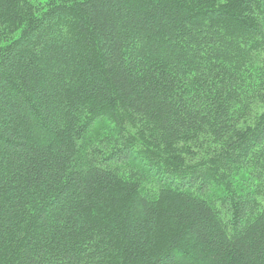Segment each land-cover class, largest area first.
<instances>
[{
    "label": "trees",
    "instance_id": "obj_1",
    "mask_svg": "<svg viewBox=\"0 0 264 264\" xmlns=\"http://www.w3.org/2000/svg\"><path fill=\"white\" fill-rule=\"evenodd\" d=\"M256 1L0 0V264H264Z\"/></svg>",
    "mask_w": 264,
    "mask_h": 264
},
{
    "label": "rangeland",
    "instance_id": "obj_2",
    "mask_svg": "<svg viewBox=\"0 0 264 264\" xmlns=\"http://www.w3.org/2000/svg\"><path fill=\"white\" fill-rule=\"evenodd\" d=\"M32 2H34V3H44V2H46V1H48V0H31ZM257 3H258V5H259V8H258V11L260 12V14H261V16L264 18V5L262 4V2H261V0H257L256 1ZM264 20V19H263ZM109 163V162H108ZM117 162H114V161H111V163H109V164H116ZM247 169L245 170V174L243 173V174H241L239 177L236 175L235 177H234V180L235 181H237L238 180V183L240 182V179L241 178H243L244 177V179L245 180H247L248 182H250V180H249V178H248V175H246L247 174ZM128 172V171H127ZM236 183V182H235ZM235 183H234V181H233V184L235 185ZM254 185H256V186H260L261 188H263L264 187V182H262V183H259L258 182V180H254V183H253ZM252 184V185H253ZM261 196L262 195H257L256 196V198L255 199H257V201H260L262 198H261ZM188 264H194V263H192V262H189ZM195 264H197V263H195Z\"/></svg>",
    "mask_w": 264,
    "mask_h": 264
}]
</instances>
